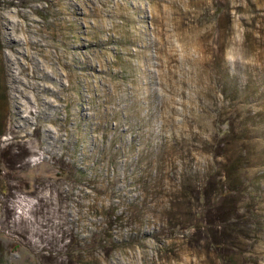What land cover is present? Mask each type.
<instances>
[{
    "label": "rangeland",
    "instance_id": "rangeland-1",
    "mask_svg": "<svg viewBox=\"0 0 264 264\" xmlns=\"http://www.w3.org/2000/svg\"><path fill=\"white\" fill-rule=\"evenodd\" d=\"M0 264H264V0H0Z\"/></svg>",
    "mask_w": 264,
    "mask_h": 264
},
{
    "label": "bare ground",
    "instance_id": "bare-ground-1",
    "mask_svg": "<svg viewBox=\"0 0 264 264\" xmlns=\"http://www.w3.org/2000/svg\"><path fill=\"white\" fill-rule=\"evenodd\" d=\"M20 110H21V109H20ZM19 128H22V127H19ZM24 131H25V130H24ZM24 135H25V133H22V134H21V136H24ZM18 138H19V136H18Z\"/></svg>",
    "mask_w": 264,
    "mask_h": 264
},
{
    "label": "clouds",
    "instance_id": "clouds-1",
    "mask_svg": "<svg viewBox=\"0 0 264 264\" xmlns=\"http://www.w3.org/2000/svg\"><path fill=\"white\" fill-rule=\"evenodd\" d=\"M229 59H234V58H229Z\"/></svg>",
    "mask_w": 264,
    "mask_h": 264
}]
</instances>
